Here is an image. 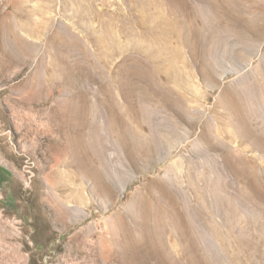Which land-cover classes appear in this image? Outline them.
<instances>
[{
	"label": "rangeland",
	"instance_id": "374dc122",
	"mask_svg": "<svg viewBox=\"0 0 264 264\" xmlns=\"http://www.w3.org/2000/svg\"><path fill=\"white\" fill-rule=\"evenodd\" d=\"M0 264H264V0H0Z\"/></svg>",
	"mask_w": 264,
	"mask_h": 264
},
{
	"label": "trees",
	"instance_id": "16d2710c",
	"mask_svg": "<svg viewBox=\"0 0 264 264\" xmlns=\"http://www.w3.org/2000/svg\"><path fill=\"white\" fill-rule=\"evenodd\" d=\"M6 174L7 173H6L5 169L2 166H0V187H1L2 182L7 180Z\"/></svg>",
	"mask_w": 264,
	"mask_h": 264
}]
</instances>
